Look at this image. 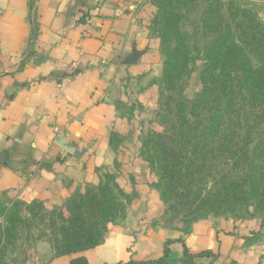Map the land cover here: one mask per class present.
Listing matches in <instances>:
<instances>
[{"label": "crops", "instance_id": "1", "mask_svg": "<svg viewBox=\"0 0 264 264\" xmlns=\"http://www.w3.org/2000/svg\"><path fill=\"white\" fill-rule=\"evenodd\" d=\"M155 13L151 0H0V193L62 206L107 176L136 193L106 241L26 264L158 260L168 241L181 256L208 252L204 264H264L260 219L211 218L189 234L157 226L140 156L163 63Z\"/></svg>", "mask_w": 264, "mask_h": 264}, {"label": "rangeland", "instance_id": "2", "mask_svg": "<svg viewBox=\"0 0 264 264\" xmlns=\"http://www.w3.org/2000/svg\"><path fill=\"white\" fill-rule=\"evenodd\" d=\"M151 3L163 63L140 156L162 206L157 226L182 234L211 218L264 226V0ZM135 194L113 176L62 206L0 193V264L45 262L106 241ZM74 206L89 241L59 229ZM146 264L204 263L173 254Z\"/></svg>", "mask_w": 264, "mask_h": 264}, {"label": "trees", "instance_id": "3", "mask_svg": "<svg viewBox=\"0 0 264 264\" xmlns=\"http://www.w3.org/2000/svg\"><path fill=\"white\" fill-rule=\"evenodd\" d=\"M219 54L223 55L221 52ZM253 89L257 90V87L254 86ZM125 209H126V206L124 207V213H125ZM80 211L81 210H80L79 206L77 207V209H76V206H74L73 208H71L69 210V213L71 214L69 217H61L60 218V219H62L63 225L60 226L59 229L63 233L64 238H65V235H67L68 233H71L72 234L71 236L79 235L80 237H86L85 235H86V232L88 231V229H86L85 222L83 221L82 213H80ZM124 213H123L122 217L124 216ZM86 238L89 241L90 238H88V237H86ZM92 244L89 246V249L99 245V244H97V245H95V244L92 245ZM170 244H171V241H168L166 243L165 255L163 257H161L159 260H162L165 257H168L169 255L174 254V252L170 248ZM202 255H208V252H202V253L195 255V254H191L187 250H185V253L183 256H186L192 260H195V258H197L198 256H202ZM159 260H150V261H144V262H129L126 264H146L148 262L149 263H155V262H159ZM71 264H89V263L85 257L81 256V257H77V258L73 259Z\"/></svg>", "mask_w": 264, "mask_h": 264}]
</instances>
